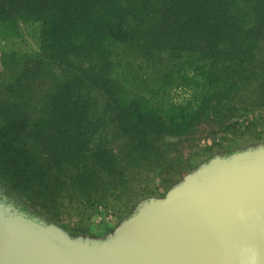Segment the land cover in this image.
Here are the masks:
<instances>
[{"label":"rangeland","instance_id":"obj_1","mask_svg":"<svg viewBox=\"0 0 264 264\" xmlns=\"http://www.w3.org/2000/svg\"><path fill=\"white\" fill-rule=\"evenodd\" d=\"M21 4L23 0H6L0 8L3 21H8L11 12L13 16L9 23L0 26V139L4 144L23 145L27 157L35 156L39 160L37 166L41 163L45 164L42 168L52 166L42 172V179L47 188L55 187L56 198L48 200L43 193L31 195L35 188L26 183L37 185L36 173L23 172L14 164L17 161L12 147L0 153V191L66 240H107L144 204L160 202L212 162L264 148V5L257 15L253 10L243 20L242 29L250 32L246 48L217 54L213 68L208 66L211 60L206 57H190L196 62V71H203L201 66L206 64L209 68L205 69L214 79L225 80L222 91L226 107L220 108L226 110L225 116L216 121L209 115L185 137H168L170 146L164 148L159 158L143 160L137 166L144 167H137L120 158L118 150L111 151L106 146L109 139L114 144L119 142L117 138H108L111 131L108 124L113 126L115 118L109 111L113 105L108 99L98 105L101 127L92 139L81 141L72 135L71 129L62 131L60 125L65 122L58 109L62 99L48 87V81H42V75L33 77L32 70L25 72L28 63L37 62L33 56L39 48L41 23L31 11H22ZM156 18L157 14L153 20ZM215 37L220 41L219 34L212 39ZM237 40L233 35L226 43L237 47ZM184 61L188 62L183 58L179 62ZM65 65L64 70L69 69ZM31 66L33 69L35 65ZM188 67L185 64L179 74L194 77L200 83L177 87L175 84L181 80L178 69L165 73L168 81H164L160 91L162 104H190L196 108L194 99L204 81L200 73L194 74V67ZM52 72L61 74L56 68ZM159 76L157 73L153 77ZM232 79L237 80L236 87L230 85ZM46 95L51 97L44 99ZM97 146L100 151H96ZM101 154L113 159V163L98 162Z\"/></svg>","mask_w":264,"mask_h":264},{"label":"trees","instance_id":"obj_2","mask_svg":"<svg viewBox=\"0 0 264 264\" xmlns=\"http://www.w3.org/2000/svg\"><path fill=\"white\" fill-rule=\"evenodd\" d=\"M23 3L22 11H31L41 23L39 48L33 56L37 62L28 63L25 72L32 70L33 77L42 75V81H48V87L62 99L58 104L66 123L60 125L62 131L71 129L72 135L81 141L92 139L101 127L98 105L108 99L113 105L109 111L115 117L114 125L108 124L111 130L108 138H117L119 142L115 146L109 139L106 146L111 151L118 150L120 158L137 166L143 160L159 158L164 148L170 146L168 137H185L209 115L216 121L225 116L226 110L220 109L226 107L222 91L225 80L214 79L205 68L214 67L217 54L246 48L250 32L242 29L243 20L253 10L257 15L264 0H23ZM5 4L6 0H0V8ZM155 14L157 18L153 20ZM11 18L12 12L8 21H3L0 14V26ZM218 34L220 41L218 36L212 39ZM225 35L227 40L233 35L238 38V46L226 43ZM196 55L211 60L208 66H201V72L196 71V62L190 60ZM181 58L188 62H179ZM64 63L69 69L64 70ZM185 64L194 67V74L200 73L204 81L194 99L196 108L190 104H162L159 96L164 81H168L165 73L178 69L181 80L175 84L177 87L200 83L194 77L179 74ZM31 65H35L33 69ZM54 68L61 74L55 75ZM157 73L159 78H154ZM11 76L10 73L8 80ZM236 82L232 79L230 85L236 87ZM49 97L46 95L44 99ZM4 148L14 150L17 161L14 164L23 172L36 173L37 185L26 183L35 188L31 195L43 193L48 200H54L55 187L47 188L42 179V172L52 166L42 168L45 166L42 163L37 166L39 160L27 157L23 145L4 144L0 139V153ZM96 151H100L99 146ZM97 161L113 163V159L103 154ZM21 209L26 210L25 206ZM19 213L30 218V214Z\"/></svg>","mask_w":264,"mask_h":264},{"label":"water","instance_id":"obj_3","mask_svg":"<svg viewBox=\"0 0 264 264\" xmlns=\"http://www.w3.org/2000/svg\"><path fill=\"white\" fill-rule=\"evenodd\" d=\"M0 264H264V148L212 162L104 241L0 205Z\"/></svg>","mask_w":264,"mask_h":264},{"label":"flooded vegetation","instance_id":"obj_4","mask_svg":"<svg viewBox=\"0 0 264 264\" xmlns=\"http://www.w3.org/2000/svg\"><path fill=\"white\" fill-rule=\"evenodd\" d=\"M0 205H2L4 207L12 206L18 213L23 212L27 215L31 213L26 207H25L26 210L21 209L22 207L24 208V206L19 204L17 201L11 199L9 197V195L3 191H0ZM19 214H21V213H19ZM31 216H32V213L30 214V218H32ZM26 217L28 218L29 216H26Z\"/></svg>","mask_w":264,"mask_h":264}]
</instances>
